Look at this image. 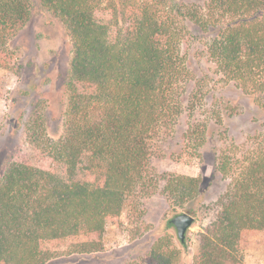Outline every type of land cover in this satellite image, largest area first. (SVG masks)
I'll list each match as a JSON object with an SVG mask.
<instances>
[{
	"label": "trees",
	"instance_id": "1",
	"mask_svg": "<svg viewBox=\"0 0 264 264\" xmlns=\"http://www.w3.org/2000/svg\"><path fill=\"white\" fill-rule=\"evenodd\" d=\"M33 3L70 40L64 130L52 140L42 121L30 122L0 179V264L98 253L121 213L137 211L158 190L196 213L200 179L164 175L160 187L149 157L160 129L183 111L195 116L203 99L207 117L189 123L184 137L212 144L213 174L228 183L192 264H241V243L264 240V131L234 151L220 129L231 113L205 97L231 84L264 109V0H0V68ZM192 59L207 66L202 75ZM181 255L169 234L148 252L155 264H175Z\"/></svg>",
	"mask_w": 264,
	"mask_h": 264
},
{
	"label": "rangeland",
	"instance_id": "2",
	"mask_svg": "<svg viewBox=\"0 0 264 264\" xmlns=\"http://www.w3.org/2000/svg\"><path fill=\"white\" fill-rule=\"evenodd\" d=\"M182 1L196 3L201 0ZM7 47L10 59L6 66L0 68V179L9 163L15 160L30 122L35 119L42 121L47 136L52 140L63 134L66 102L63 92L71 59L70 40L62 25L42 12L35 3L29 19L9 39ZM194 48L199 49L198 46ZM199 59L202 62L203 57L199 56ZM192 60V69L196 75H202L207 66ZM208 85L210 87L212 83ZM215 87L217 90H210L205 98L212 97L220 103L223 113H231L232 117L225 119L220 129L225 133L226 143L231 141L238 146L231 150H242L250 136L264 131V109L257 107L231 84ZM202 103L203 108L195 116L183 111L172 126L160 129L151 140L149 157V171L160 180V187L164 175L200 179L196 213L174 206L158 190L152 196L139 200L137 211L125 209L119 222L107 228L102 251L65 254L45 264H155L148 252L153 242L164 234L171 235L183 256L175 264H192L198 249V236L209 222L213 205L228 183L213 174L210 165L212 144L198 147L184 137L189 123H204L208 102L203 99ZM182 212L195 219L187 230L183 245L167 223ZM240 254L241 264H264L263 238L258 235L248 237L240 245Z\"/></svg>",
	"mask_w": 264,
	"mask_h": 264
},
{
	"label": "water",
	"instance_id": "3",
	"mask_svg": "<svg viewBox=\"0 0 264 264\" xmlns=\"http://www.w3.org/2000/svg\"><path fill=\"white\" fill-rule=\"evenodd\" d=\"M194 217L187 212H182L171 217L167 223L173 228L179 243L185 242L187 230L194 223Z\"/></svg>",
	"mask_w": 264,
	"mask_h": 264
}]
</instances>
